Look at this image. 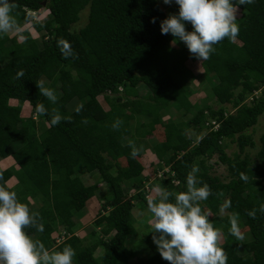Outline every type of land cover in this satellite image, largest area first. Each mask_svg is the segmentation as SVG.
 Masks as SVG:
<instances>
[{
  "label": "trees",
  "instance_id": "obj_1",
  "mask_svg": "<svg viewBox=\"0 0 264 264\" xmlns=\"http://www.w3.org/2000/svg\"><path fill=\"white\" fill-rule=\"evenodd\" d=\"M10 2L20 31L0 34V159L13 164L0 163V185L15 191L29 207L33 200L40 201L36 213L44 231L28 227L26 234L49 251L70 245L76 253L73 264H168L153 243L152 229L138 237L135 204L146 206L156 185L172 193L187 191L186 177L195 167L201 185L211 189L200 204L223 232L227 264H264V132L256 159L246 153L256 148L248 132L264 117V0L239 6L238 37L213 46L209 59L202 60L201 77L186 63V57L200 59L182 41L173 44L171 34H161V22L178 15L176 4L166 12L158 0ZM87 7L88 23L73 32ZM41 10L46 15L38 21L32 13L42 16ZM185 27L193 30L191 24ZM60 38L70 43L73 55L62 54ZM21 70L24 75L17 79ZM196 80L203 91L213 93L217 108L204 99L190 100ZM37 82L54 90L56 103L40 94ZM38 102L48 114L36 113ZM170 108L180 122L164 121ZM53 109L70 119L51 125ZM116 121L122 122L118 128L113 127ZM158 126L164 127L165 139L151 148L158 164L146 176L139 145ZM191 128L202 132L199 141L188 136ZM228 141L238 147L233 156L226 152ZM130 145L138 150L135 158ZM215 156L227 168L225 180L213 172ZM95 172L108 186V195L94 227L81 239L75 235L81 228L76 218L86 217L98 191L85 185L81 175ZM225 201L231 207L221 214ZM253 209L255 218L247 214ZM232 213L239 214V226L249 241L229 233ZM62 233L65 240L57 243ZM141 249L148 254L137 263L132 259Z\"/></svg>",
  "mask_w": 264,
  "mask_h": 264
},
{
  "label": "clouds",
  "instance_id": "obj_2",
  "mask_svg": "<svg viewBox=\"0 0 264 264\" xmlns=\"http://www.w3.org/2000/svg\"><path fill=\"white\" fill-rule=\"evenodd\" d=\"M173 2L179 6L178 15L170 14L161 22V34H171L175 38L173 44L177 40L182 41L196 58L208 60L214 45L225 39L236 40L240 31L237 24L239 6L252 4L254 0H163L165 5ZM14 7L10 0H0V34L19 33L20 28L12 15ZM32 16L36 19L37 14L32 13ZM151 22L155 23V18ZM186 23L191 24L192 31L186 30ZM20 39L24 37L20 36ZM57 46L66 58L73 55L70 43L63 38L58 40ZM23 75L21 70L16 78ZM36 86L42 96L56 103L54 90L40 82ZM35 110L37 114H48L42 102L36 104ZM63 119L70 118L62 117L56 109L52 110L51 125H58ZM120 123L116 121L113 127L118 128ZM130 146L131 155L135 158L138 150ZM197 171L193 167L188 173L187 191L172 193L156 185L146 197L153 243L168 264H227L228 256L221 246L223 232L214 227L211 213L203 211L200 204L211 195V189L206 183L201 185L195 175ZM241 178L247 180L243 174ZM229 207L231 202L225 201L220 206V213L224 214ZM260 211L264 212V205ZM247 214L255 218L256 210ZM38 215L31 213L29 206L19 201L15 191L0 185V264H73L76 253L70 245L61 251H49L43 243L26 234L28 227L44 231V225L38 222ZM229 224V233L242 240L244 236L238 213L230 214Z\"/></svg>",
  "mask_w": 264,
  "mask_h": 264
},
{
  "label": "rangeland",
  "instance_id": "obj_3",
  "mask_svg": "<svg viewBox=\"0 0 264 264\" xmlns=\"http://www.w3.org/2000/svg\"><path fill=\"white\" fill-rule=\"evenodd\" d=\"M159 4L162 6V8L166 11L169 12V10L171 9V7L175 4L174 2L170 5H165L163 3V0H158ZM42 11V16L40 15V13L36 16V20L38 21H43L45 18L46 13L44 12V10ZM240 11L238 10L237 13V17L240 16ZM35 17V16H34ZM79 22L76 23L75 25H73L72 27V31L73 32H78L81 28H83L84 26H86V24L88 23V18H89V7H87L85 10H83L80 15H79ZM27 27V26H26ZM16 32L10 33V35H16ZM34 37H38L37 34H34ZM21 40V39H20ZM240 44V43H238ZM187 60V66L193 71L194 74L198 75L199 77H201L204 69L202 67V60L198 61V62H192L188 57H186ZM200 80H196L194 83H192L191 85V89L193 91V95L190 98V100L193 103H203L204 100L207 101L208 104H210L213 108H217V104L215 101V98L213 96V93H211L210 95L208 94V92L203 91V87L200 85ZM201 86V87H200ZM204 87H207V85H205ZM199 91V92H198ZM143 94V92H142ZM257 94H260V92H257ZM202 99H204L202 101ZM250 99H252L250 97ZM249 99V100H250ZM100 101L102 103V105L108 109V105H106V102L103 100V98H100ZM202 101V102H201ZM169 120L175 121V122H180L181 118H178L177 112L175 109L170 108L167 110L166 112V116L164 118V121L167 122ZM264 132V117H261L259 120V123L257 126L253 127L248 133L251 134V136L253 137L254 142L256 143V148L254 149H248L246 150V153H248L250 156H252L254 159H256L255 155L257 154L259 148H260V137L262 135V133ZM188 136L195 138L196 141H199L203 134L202 132H200L197 129H193L191 128L190 130H188ZM165 139V135H164V127L163 126H158L156 131L154 132L153 136L149 138V140H146L147 142H145L144 145H139L140 150L143 151V156L141 157V161L144 163L147 171L144 172V175H148V173L152 174V171H156L157 169V164H158V159L156 158V155L151 151V148H153V146L156 143L162 142ZM229 147L226 149V152L229 156H233L234 153H236L238 151V147L236 146V144H230V141L227 142ZM147 144V145H146ZM146 145V146H145ZM146 148V150H145ZM0 163H3V165H6L8 167H11L13 162L10 159H0ZM122 164H126L124 160L121 161ZM211 163L214 164V173L216 175H220V177L225 180L228 177V171L226 166L222 165L219 160L218 157L215 156L213 158V160H211ZM17 168V166H16ZM168 171V169H166L164 172ZM115 173V171H114ZM163 172H160L157 174L158 177L162 176ZM81 178L83 180V182L85 183V185L87 186H96L98 188V191L96 193V197L93 198V201L91 202V204L89 206H87V210H85V214L86 217H83L81 219L80 218H76V222L79 224H81V228H77L76 230V234L77 237L79 238H87V235L89 234V231L92 227H94L93 221H94V217L96 216V213H98L100 211V207L101 204L103 203V197H105L106 195H108V186L106 185V183H104L100 176L95 172L92 174L86 173V174H82ZM156 178V177H155ZM126 191L128 194H134L133 190H129L126 188ZM146 191L147 188H146ZM151 194V191L149 192V195ZM136 207L134 209V216H135V228L138 231V237H142V235L144 233H149V231L152 229L151 225L148 223V220L151 218V214L148 212V208L147 205L146 206H141L140 203H136L135 204ZM41 206L40 201L38 200H33L31 205H30V211L31 213H36L39 208ZM224 214H227V211H225ZM60 234H61V230H59ZM57 234H53V236L56 238ZM249 234L247 233H243V240L245 242L250 240V237H248ZM62 238H60V240L57 243H60L62 241L65 240L64 238V234L62 233L61 235ZM58 238V237H57ZM88 239H90L88 237ZM88 241V240H87ZM86 241V242H87ZM101 254V251L99 250L96 253V256H99ZM138 254H140L138 257L132 259L135 262H140L142 259L143 255L148 254L147 251L145 249H141L138 251Z\"/></svg>",
  "mask_w": 264,
  "mask_h": 264
},
{
  "label": "built area",
  "instance_id": "obj_4",
  "mask_svg": "<svg viewBox=\"0 0 264 264\" xmlns=\"http://www.w3.org/2000/svg\"><path fill=\"white\" fill-rule=\"evenodd\" d=\"M60 240V239H59ZM59 240H57V241H59Z\"/></svg>",
  "mask_w": 264,
  "mask_h": 264
},
{
  "label": "water",
  "instance_id": "obj_5",
  "mask_svg": "<svg viewBox=\"0 0 264 264\" xmlns=\"http://www.w3.org/2000/svg\"><path fill=\"white\" fill-rule=\"evenodd\" d=\"M45 5H46V3H45Z\"/></svg>",
  "mask_w": 264,
  "mask_h": 264
}]
</instances>
